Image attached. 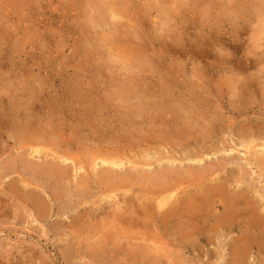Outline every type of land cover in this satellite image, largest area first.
Returning a JSON list of instances; mask_svg holds the SVG:
<instances>
[{"label":"rangeland","instance_id":"rangeland-1","mask_svg":"<svg viewBox=\"0 0 264 264\" xmlns=\"http://www.w3.org/2000/svg\"><path fill=\"white\" fill-rule=\"evenodd\" d=\"M122 1L117 2L120 8L117 18L108 13L94 23H87L81 0H10L8 7L0 11V78H29L36 92L34 97L23 94L12 104L7 97H0V176L2 168H7V176L0 178V264H230L233 240L245 233L243 214L224 226L223 208L212 206L208 209L211 218L208 224L217 221L223 225L211 244L201 239L186 245L175 243L174 230L154 217L147 221L152 224L148 229L143 226L145 220L138 222L133 231L165 239L166 247L160 250L142 240L128 245L129 241L120 235L110 238L114 231L108 232L100 222L107 213H118V208L124 205L120 202L114 206L112 199L104 196L97 178L90 175L91 179L84 186L78 170L74 178L69 174L72 178L61 181L65 186V191L61 192L58 188L61 182L55 178L26 173L17 163L19 159L14 162L13 158L24 150L30 154L25 149L28 147L20 151L13 147L15 138L7 129L9 120H19L24 115L18 112L21 104H28L30 113L27 120L19 122L31 120L34 123L31 129L45 132L47 143L44 146L60 152L68 150L82 162L88 160L91 151L106 146L124 147L138 156L145 155L150 148L153 149L149 154L152 160L159 153L168 156L170 152L177 158L175 163L163 160L161 165L155 163L150 171L160 169L163 164L176 168L177 176L185 186L191 184L192 191L199 184V172L211 176L214 180L211 184L227 179L232 191L252 188L249 193L264 214V165L251 164L255 150L261 148L252 150L250 164L243 155L245 145L252 142L261 146L264 142V105L254 101L242 108L225 109L210 77L214 79L216 71L226 70V66L213 63L216 57L207 47L170 49L181 57L192 55L204 63L206 69L199 66L188 69L183 63L168 64L165 68V49L158 42L145 39L135 26L137 21L130 20L134 18L131 12L121 7L127 0ZM223 43L233 52L230 63L234 68L247 72L254 67L253 63L242 59V45L227 39H223ZM138 54L148 56L149 62L135 63L132 58ZM156 64L160 65L159 69ZM251 87L256 92V86ZM256 95L259 96V92ZM170 102L178 105L177 109L179 106L187 109V116L203 127L194 132L184 128L187 134L178 142L175 140L177 144L173 147L159 141L172 124L166 120L171 116L164 117L155 109L161 103ZM238 125L245 127L246 135L242 138ZM145 138L149 144L143 142ZM192 140H197L199 148L203 145L221 151L206 157L202 163L185 161L187 154L197 150ZM67 141L69 146L65 147ZM262 156L264 154H258ZM29 159L35 163L52 162L43 153ZM4 162H9L10 166L3 167ZM242 166L245 174L240 171ZM204 167L210 173L204 172ZM126 171H131L129 166ZM9 183H16L13 189L9 188ZM136 185L127 194L133 197L137 207H144L147 196L141 197L138 188L143 185ZM144 187L148 189V185ZM253 236V245L243 264H264V236L257 233Z\"/></svg>","mask_w":264,"mask_h":264},{"label":"bare ground","instance_id":"bare-ground-1","mask_svg":"<svg viewBox=\"0 0 264 264\" xmlns=\"http://www.w3.org/2000/svg\"><path fill=\"white\" fill-rule=\"evenodd\" d=\"M120 1L122 0H81L82 3L80 2V4H82L83 8L85 9V14H86L85 17H87L85 19L87 20V23H94L98 19V17L102 18L106 16L108 13H110L109 15H111L112 18H117L119 16L117 10L119 11L120 9L117 7H118V3L120 4ZM9 2L10 0H7V3ZM3 10L4 8L0 9V11ZM130 20L134 21L136 19L130 17ZM135 26L137 27V23H135ZM165 103H161L159 105L156 104L157 106L155 109L159 110L164 117L171 116L170 119L166 118V120H168V122L172 124L169 126V130L166 131L165 137H162L161 134L163 133L160 134L161 135L160 137H162V141L158 139L160 143L165 144L166 146L173 147L176 143L174 142L175 140H177L178 142V139H181V137L187 134L186 131L184 132V128L186 130L190 128L192 129L193 132L198 129L199 131L203 129V127H200L201 124L197 122L195 123L192 117L189 118L187 116L188 114L187 109L186 110L181 109L182 106H179L178 108L180 109H177L176 107L178 105L174 106L171 102L169 104H165ZM71 108L73 109L74 105H72ZM67 111L69 112V107ZM152 114L155 115L153 112ZM64 116L65 115H62V117ZM15 120L16 119L14 118L13 120H9L10 125H7L8 127L7 129L11 130V136L15 138V145H17V146L13 145V147H16L17 151L18 149L20 151V149H23L24 147H28L25 149H28V151H30V154L27 152V150H24L22 154L18 152L19 153L17 154L18 157H16L15 159L13 158L14 162H16L19 159L17 163H19V165L22 167L24 172L29 174H36L39 176L48 175L49 177L47 179L51 177V178H55L57 182H61V181H65L66 179L68 180L69 177L74 178L75 176L78 175L77 173L78 170H80L82 173L81 182L84 184V186H85V182L91 179L90 175H92L93 177L97 178L100 185L103 186V187L100 186V188H102L104 196L108 199H112V203L114 202L113 203L114 206L119 205V203L122 202L124 207L120 206V210L118 208V213H115V211L114 213H107L106 218H104L105 220H102L100 222V225L103 224L102 225L103 227L108 228V232L111 231V229L114 232L116 231L115 233L114 232H112V234L110 233L109 235L110 238L112 237L115 238V235L116 236L120 235L121 236L120 238H124L129 241V243L126 242L128 245H130V242H136L137 240L138 241L142 240V242L144 243H152L156 245L157 250H160L166 247L167 243L165 242L166 241L165 239L157 238L158 236L148 237L147 233L141 232L140 230H138V232L133 231V229L137 226L138 222H142L145 220L146 221L143 226H146V229H148L152 224L150 225L147 221H149V219L154 217V220L156 218V221L161 220V222L164 223L163 226L165 227L170 226L171 231L174 230V232L176 233L175 234L176 236L174 238L175 243H178L180 245L182 244L186 245V243L189 241L190 243L192 242L194 243L197 242L199 239H201L211 244L214 240L216 231L219 230L220 227L222 228L223 225L221 223H218L217 221L214 224L211 225L208 224L211 221L208 209L211 208L212 206L213 208L215 206L216 207L221 206L223 208V211L221 213L224 216L223 217L225 222L224 226L232 222L233 219L235 220V218L241 217V215L243 214L242 219L244 221V227L242 230L245 231V233L243 234L242 237L236 238L235 241L233 240V244L231 246V256H230L232 258V261L230 264H243V259L246 257L247 251L248 250L250 251L253 245V241H254L253 234L257 233L260 236H264V214L260 210L259 205L256 203L257 201L249 193V191H252L251 190L252 188L250 190L239 189L238 191H232V189H230V186H228L229 184L227 179L224 178V181L222 182L211 184V182L214 181L213 179H211L212 177L211 176L209 177L208 174H204L203 172L201 173L199 172V179H198L199 184L197 183V186H195L194 190L192 191L190 190L191 184L188 183V186H185L184 182L181 181V179L177 176L178 175L177 172L174 171L176 168L173 169L172 167L170 168L166 164L165 165L163 164V167H161L160 169L150 171L151 167L155 165V163H159V165H161L162 164L161 162H163V160L164 161L166 160L167 162L170 163H175V161H177V158H175L174 155L170 154V152H168L169 154L168 156L159 153V156L155 155V157H153L154 160H152V158H149V154L151 153L150 151H152L153 149L150 148L145 155L138 156V154L136 155L135 154L133 155V153L131 154L130 150L124 147L110 148L106 146L101 150L97 149V151L95 152L91 151L88 154L89 156L87 158L88 160L85 159L87 161L82 162L78 160L77 157L71 155L68 150L66 151L64 150L60 152L58 150H54L53 148L51 149L48 146H44L47 143L46 134L45 132H39L36 131L35 129L34 130L31 129L32 127H34V123L31 122V120H28V122L26 121L29 125L26 122L20 123L19 122L20 119L16 121ZM22 125L24 126L22 127ZM238 133L240 137L246 135L245 127L243 125H240L238 127ZM151 139H154V137H151ZM185 139L187 141V138ZM68 142L69 141L66 142L65 147L66 145L69 146V144H67ZM143 142H145V144H149V141L146 138L143 140ZM183 142L185 143L184 140ZM196 142L197 140L193 141V143L196 145L197 150L191 154H187L185 161L188 160L197 164L202 163L205 161L206 157H207L206 159H208L209 157L215 155L218 151H221L220 148L217 149L216 151V147L211 149L208 148L209 149L208 150L207 148L203 147V145L201 146V148H199ZM257 147H260L261 149L255 150L254 162H251L252 150ZM244 149H245V153H243V155L245 156L244 159L245 160L247 159L249 164L251 162V164L254 166L264 165V157L263 156L261 158L258 157L259 153L264 154V142L261 146L258 144L255 145L254 143L251 142L245 145ZM233 151H234L233 149L229 150L230 153H234ZM41 153H43L46 158L50 157V160L52 162L48 163L46 161V163L45 162L35 163L29 159L30 156L33 155L35 156ZM38 157L40 159V155ZM143 158H146L147 160H143ZM216 165L218 166V164ZM9 166H10L9 162H4L3 167H9ZM127 166H129V168L131 169L130 172L126 171ZM143 167H145L146 169ZM191 168L192 166L190 167V169ZM6 170L7 168L5 169L2 168V173L0 178L1 177L4 178V176L5 177L7 176ZM202 170H204V172H207L209 169L207 167H204ZM231 171L232 170H230V172ZM240 171L242 174H245V169L243 166H242V170ZM221 173L222 171L220 172V174ZM69 174H72L71 175L72 177ZM214 175L215 174H213V176ZM14 184L16 183H9V188L12 187L13 189ZM136 184H139L141 186L143 185L142 188L141 187L138 188L139 190L138 192H140V196L141 197L147 196L146 200L148 202L145 203L144 207L142 206L143 204L141 205L142 207H137V205L134 203L133 197L128 196L127 194L130 190L133 189L134 186H137ZM147 185H148V189L144 187ZM143 187L144 189L146 188L147 190L146 189L144 190ZM58 188L59 191L61 192L65 191V186L62 182L58 185ZM253 190H254L253 192L256 193L257 190L256 191L255 189ZM145 193L148 194L145 195ZM137 199L139 201L143 200V198H137ZM99 207L101 206L99 205ZM207 225H209V227ZM102 226L100 228H102ZM111 235L113 236L111 237ZM218 238L219 237L217 236V239ZM218 240L220 241V239ZM150 247L152 248L153 246H149L148 248ZM154 248L155 247H153L152 249Z\"/></svg>","mask_w":264,"mask_h":264},{"label":"clouds","instance_id":"clouds-1","mask_svg":"<svg viewBox=\"0 0 264 264\" xmlns=\"http://www.w3.org/2000/svg\"><path fill=\"white\" fill-rule=\"evenodd\" d=\"M6 7L7 0H0V9ZM121 7L131 12L146 40L158 42L165 49V68L183 63L188 69H206L192 55L181 57L170 49L207 47L216 57L212 62L226 66V70L216 71L214 79L210 77L225 109L242 108L254 101L264 105V0H127ZM223 39L242 45V59L254 67L247 72L234 68L230 63L233 52ZM132 59L135 63L149 62L144 54ZM155 67L159 69L160 65ZM23 94H36L29 78H0V97H7L10 104ZM18 112L24 114L19 119L26 120L30 106L21 104Z\"/></svg>","mask_w":264,"mask_h":264}]
</instances>
